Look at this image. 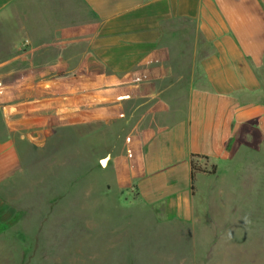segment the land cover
Wrapping results in <instances>:
<instances>
[{
	"label": "crops",
	"instance_id": "0c3cea01",
	"mask_svg": "<svg viewBox=\"0 0 264 264\" xmlns=\"http://www.w3.org/2000/svg\"><path fill=\"white\" fill-rule=\"evenodd\" d=\"M181 24L196 28L189 47ZM10 31L29 41L35 56L48 38L56 46L85 39L82 50L92 54L86 67L63 61L42 67L36 56L31 70L45 71V77L33 74L32 81L40 86L68 79V86H80L86 110L92 103L103 122L133 125L130 134L138 139L129 144V163L110 160L119 172L125 167L127 177L120 174L118 183L135 207L178 231L207 229L208 220L224 219L227 206L263 208L264 0H0V54ZM81 70L95 73L86 79L81 73L78 83L72 72ZM169 86L178 88L176 114H153V102L166 100ZM9 135H0L1 239L19 231L23 210V195L7 192V179L22 166ZM193 165L215 168L196 175L195 189ZM251 171L257 175L254 190Z\"/></svg>",
	"mask_w": 264,
	"mask_h": 264
},
{
	"label": "rangeland",
	"instance_id": "374dc122",
	"mask_svg": "<svg viewBox=\"0 0 264 264\" xmlns=\"http://www.w3.org/2000/svg\"><path fill=\"white\" fill-rule=\"evenodd\" d=\"M180 31L185 37L181 42L189 47L196 28L181 24ZM9 36L7 51L0 54L4 68L0 70V135L7 131L20 153V173L7 179L6 185L7 192L23 195L18 206L23 210L16 235L0 238V264H264V214L256 213L264 211V198L263 208L257 210L222 208L224 219L208 220L204 230L178 231L154 220L135 207L132 195L118 183L120 174L127 177L125 167L119 172L110 160L129 163L133 153L129 144L138 139L130 134L133 125L111 118L103 122L92 103H85L86 110L79 101L80 86H68V79H51L40 86L32 81L33 74L45 77V71L31 70L36 56L42 67L58 61L86 67L92 54L82 50L85 39L56 46V40L48 38L47 46L38 48L35 56L27 49L29 41L12 31ZM82 71L72 72L78 83L82 74L86 79L95 73ZM164 89L166 100L153 102L152 113L167 109L168 114H176L178 88ZM56 91L63 93L55 95ZM256 176L251 171L249 190L256 189Z\"/></svg>",
	"mask_w": 264,
	"mask_h": 264
},
{
	"label": "trees",
	"instance_id": "16d2710c",
	"mask_svg": "<svg viewBox=\"0 0 264 264\" xmlns=\"http://www.w3.org/2000/svg\"><path fill=\"white\" fill-rule=\"evenodd\" d=\"M198 173H207V174H214L215 173V168H212V171L208 172L205 169H202L201 167H197L196 165H193V174H192V181H193V189H195V177Z\"/></svg>",
	"mask_w": 264,
	"mask_h": 264
},
{
	"label": "water",
	"instance_id": "95a60500",
	"mask_svg": "<svg viewBox=\"0 0 264 264\" xmlns=\"http://www.w3.org/2000/svg\"><path fill=\"white\" fill-rule=\"evenodd\" d=\"M107 159L108 158H105V159L102 160V163H101L102 166H105V164L107 163Z\"/></svg>",
	"mask_w": 264,
	"mask_h": 264
}]
</instances>
